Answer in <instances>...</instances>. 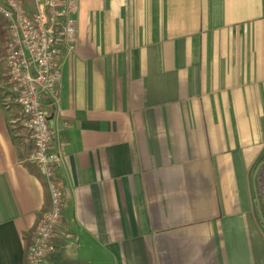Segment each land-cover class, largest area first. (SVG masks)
Here are the masks:
<instances>
[{
    "label": "crops",
    "instance_id": "0c3cea01",
    "mask_svg": "<svg viewBox=\"0 0 264 264\" xmlns=\"http://www.w3.org/2000/svg\"><path fill=\"white\" fill-rule=\"evenodd\" d=\"M75 1L47 99L64 193L48 264H264V0ZM4 42L0 18V264H26L50 197L1 105ZM255 184L264 215V165Z\"/></svg>",
    "mask_w": 264,
    "mask_h": 264
},
{
    "label": "built area",
    "instance_id": "2783aa9c",
    "mask_svg": "<svg viewBox=\"0 0 264 264\" xmlns=\"http://www.w3.org/2000/svg\"><path fill=\"white\" fill-rule=\"evenodd\" d=\"M77 10L75 0H33L32 9L22 0H0V18L6 31L3 62L7 77L1 105L12 127L31 143L27 161L42 174L50 197L49 207L26 241V264H48V257L57 249L64 193L56 168L62 161L63 147L55 146L48 119L50 105L59 108L56 90L61 71L55 59L60 53L68 55L75 50Z\"/></svg>",
    "mask_w": 264,
    "mask_h": 264
},
{
    "label": "water",
    "instance_id": "95a60500",
    "mask_svg": "<svg viewBox=\"0 0 264 264\" xmlns=\"http://www.w3.org/2000/svg\"><path fill=\"white\" fill-rule=\"evenodd\" d=\"M263 165H264V162H261V163L258 165V167H257V169H256V171H255V173H254L253 181H254V188H255V195H256V203H257V207H258V213H259V215H260L261 222H262V224H263V226H264V215H263V211H262V208H261L260 196H259V193H258V190H257L256 184H255V179H256V176H257V174H258V171H259V169H260Z\"/></svg>",
    "mask_w": 264,
    "mask_h": 264
},
{
    "label": "rangeland",
    "instance_id": "374dc122",
    "mask_svg": "<svg viewBox=\"0 0 264 264\" xmlns=\"http://www.w3.org/2000/svg\"><path fill=\"white\" fill-rule=\"evenodd\" d=\"M5 39H6V31H5ZM4 43H5V42H4ZM3 55H4V47H3ZM3 63H4V62H3ZM4 67H5V65H4ZM6 81H7V77H6V70H5V71H4V81H3V83H2V89H1V97H2V91L4 90V87H5V83H6ZM9 123H10V122H9ZM10 125H11V123H10ZM11 128H12L14 134H16L18 137H21V136H22V133L20 132V130L13 128L12 125H11ZM27 143H28V142H27ZM28 144H31V143H28Z\"/></svg>",
    "mask_w": 264,
    "mask_h": 264
}]
</instances>
